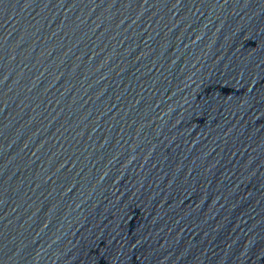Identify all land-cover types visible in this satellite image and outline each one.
I'll use <instances>...</instances> for the list:
<instances>
[{
	"label": "water",
	"instance_id": "95a60500",
	"mask_svg": "<svg viewBox=\"0 0 264 264\" xmlns=\"http://www.w3.org/2000/svg\"><path fill=\"white\" fill-rule=\"evenodd\" d=\"M0 264H264V0H0Z\"/></svg>",
	"mask_w": 264,
	"mask_h": 264
}]
</instances>
